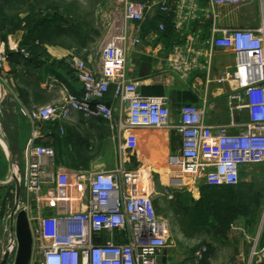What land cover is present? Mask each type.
<instances>
[{
    "label": "crops",
    "instance_id": "crops-1",
    "mask_svg": "<svg viewBox=\"0 0 264 264\" xmlns=\"http://www.w3.org/2000/svg\"><path fill=\"white\" fill-rule=\"evenodd\" d=\"M136 1L150 3L142 21L125 19V0H0V41L6 57L0 67V226L8 224L15 204L18 183L11 178L12 163L25 168L30 141L53 146V162L46 169L54 177L61 169L98 171L119 164L156 170L162 163L167 167V155L179 148L180 135L174 128L136 129L137 147L130 154L123 147L126 134L112 121L86 119L72 112L61 133L56 123L31 121L22 112L61 103L67 93L79 94L81 85L67 59L79 57L98 70L100 49L112 35L126 37L125 69L137 81L139 93L165 97L172 120L183 104L203 107L205 121L212 126L247 119L244 108L232 111L228 105L234 85L223 77L234 68V56L228 49L211 46L210 41L216 29L258 27L260 1L216 5L211 0ZM162 1L169 6L168 12L160 10ZM40 35L45 39L40 40ZM136 37L140 42L134 41ZM15 43L26 51L32 48L28 57L13 48ZM112 91L110 87L105 98L113 105ZM41 161L46 165L44 158ZM251 166L243 168L244 180L255 177ZM43 186L42 193H60L54 182ZM86 198L85 189H77L71 181L66 206L84 209ZM29 202L28 215L32 216L36 212L32 196ZM63 202L57 207H66ZM42 208L53 210L47 205ZM226 227L233 245L226 252L233 256L229 264H264L258 258L264 245V219H228ZM4 248L0 245V261ZM169 250L170 245L166 256Z\"/></svg>",
    "mask_w": 264,
    "mask_h": 264
},
{
    "label": "built area",
    "instance_id": "built-area-1",
    "mask_svg": "<svg viewBox=\"0 0 264 264\" xmlns=\"http://www.w3.org/2000/svg\"><path fill=\"white\" fill-rule=\"evenodd\" d=\"M245 1L249 0H211L215 5ZM259 1L262 21L258 27L216 29L210 41L211 46L228 49L234 56V68L223 78L234 85L228 95L230 109L244 108L247 112L243 123L231 119L227 124L212 126L205 121L204 108L196 104H183L177 119L172 120L165 97L141 95L137 81L128 77L126 37L122 34L110 36L103 44L98 70L79 57L67 59L81 85L79 94L67 93L61 103L22 112L31 121L56 123L61 133L72 112L86 119L112 121L126 134L123 147L130 154L137 147L136 129L174 128L180 135V146L166 157L167 186L190 192H199L201 186H236L244 167L264 163V0ZM149 6L148 2L125 0L124 17L142 21ZM159 8L169 11L165 1L159 3ZM159 29L163 30L162 24ZM134 41L138 43L140 38ZM12 46L28 57L24 48L16 43ZM5 58L0 41V67ZM110 87L113 105L105 98ZM54 155L52 145H32L30 141L25 168L21 170L12 163L11 178L21 191L16 211H26L31 231L29 264H171L162 260L172 241L168 222L158 214L145 182L151 171L119 164L98 171L61 169L54 177L46 169L52 165ZM173 171L178 175H170ZM71 181L87 192L84 209L74 211L66 206ZM46 182H54L60 193H42ZM31 196L36 205L32 216L28 215ZM61 201L66 207H57ZM45 205L52 212H46L42 208ZM6 230L8 241L3 255L8 253L6 264H13L17 241L9 221ZM195 256L174 264H198L201 256ZM258 258L264 259V245Z\"/></svg>",
    "mask_w": 264,
    "mask_h": 264
},
{
    "label": "rangeland",
    "instance_id": "rangeland-1",
    "mask_svg": "<svg viewBox=\"0 0 264 264\" xmlns=\"http://www.w3.org/2000/svg\"><path fill=\"white\" fill-rule=\"evenodd\" d=\"M43 39L45 38L40 35V40ZM26 48L28 51L32 49ZM91 51L93 53L95 49H91ZM162 164L163 166L156 170L147 169L151 172L145 181L154 196L158 214L167 220L170 229L172 240L170 255L163 256L162 260H169L171 264H174L180 260L193 259L199 253L201 257L198 259V264H229L233 256L226 252H231L233 245L226 221L228 219H264V163L251 166L255 177L244 180L246 173L242 174L237 188L240 192L238 196L241 195V203L236 200L226 205L224 200L221 201L220 197H217L218 194L215 199L218 198L220 202L215 204L214 210L204 206V209L211 212L207 217L209 221H212L209 224L198 222L203 219H194L192 215L195 201L200 200L201 192H190L186 188L177 189L167 186L169 170L165 163ZM145 168L143 166V169ZM170 175L176 176L178 172H170ZM5 224L6 222L0 226V245L3 246L8 241Z\"/></svg>",
    "mask_w": 264,
    "mask_h": 264
},
{
    "label": "water",
    "instance_id": "water-1",
    "mask_svg": "<svg viewBox=\"0 0 264 264\" xmlns=\"http://www.w3.org/2000/svg\"><path fill=\"white\" fill-rule=\"evenodd\" d=\"M19 197V185L16 184L15 204L9 215L11 231L14 230L17 247L13 264H29L32 254V237L25 210L16 211ZM8 253H5L0 264H6Z\"/></svg>",
    "mask_w": 264,
    "mask_h": 264
},
{
    "label": "trees",
    "instance_id": "trees-1",
    "mask_svg": "<svg viewBox=\"0 0 264 264\" xmlns=\"http://www.w3.org/2000/svg\"><path fill=\"white\" fill-rule=\"evenodd\" d=\"M239 184L236 186H221V187H209V186H201V198L198 201H195V207L193 209V218L194 219H203V221H198L202 223H211L209 219H207L208 215L211 214L209 210L204 209V206L208 207L210 210L215 209V204L219 203L220 200L226 203H233L236 200L242 202V199L238 194L240 193L237 189ZM219 194V196H217ZM221 194V195H220ZM215 196L220 197V200L215 199ZM238 202V203H239ZM240 202V203H241ZM205 264V263H202Z\"/></svg>",
    "mask_w": 264,
    "mask_h": 264
},
{
    "label": "bare ground",
    "instance_id": "bare-ground-1",
    "mask_svg": "<svg viewBox=\"0 0 264 264\" xmlns=\"http://www.w3.org/2000/svg\"><path fill=\"white\" fill-rule=\"evenodd\" d=\"M10 181V180H9ZM1 208V207H0Z\"/></svg>",
    "mask_w": 264,
    "mask_h": 264
}]
</instances>
